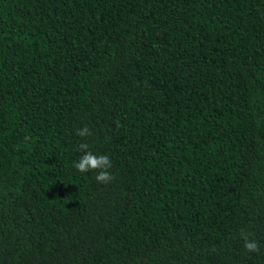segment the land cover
Instances as JSON below:
<instances>
[{
  "label": "trees",
  "instance_id": "16d2710c",
  "mask_svg": "<svg viewBox=\"0 0 264 264\" xmlns=\"http://www.w3.org/2000/svg\"><path fill=\"white\" fill-rule=\"evenodd\" d=\"M0 264H264V0H0Z\"/></svg>",
  "mask_w": 264,
  "mask_h": 264
},
{
  "label": "clouds",
  "instance_id": "9594fccd",
  "mask_svg": "<svg viewBox=\"0 0 264 264\" xmlns=\"http://www.w3.org/2000/svg\"><path fill=\"white\" fill-rule=\"evenodd\" d=\"M77 135L79 137H88L91 135V132L87 127H84L78 130ZM79 147L85 154L74 164L76 170L81 174L90 171L94 172L96 173L95 179L98 183L104 185L110 183L114 179V176L109 171L112 167L110 158L103 154L99 156L94 155L88 151L89 145L87 143H81ZM242 236L244 239V249L249 253H258L259 245L257 242L249 240L247 234L242 233Z\"/></svg>",
  "mask_w": 264,
  "mask_h": 264
}]
</instances>
